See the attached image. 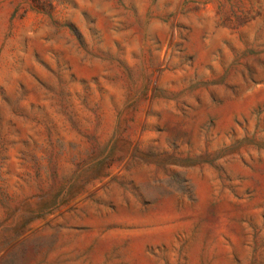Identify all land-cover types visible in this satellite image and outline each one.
<instances>
[{
	"label": "rangeland",
	"instance_id": "1",
	"mask_svg": "<svg viewBox=\"0 0 264 264\" xmlns=\"http://www.w3.org/2000/svg\"><path fill=\"white\" fill-rule=\"evenodd\" d=\"M0 264H264V0H0Z\"/></svg>",
	"mask_w": 264,
	"mask_h": 264
}]
</instances>
